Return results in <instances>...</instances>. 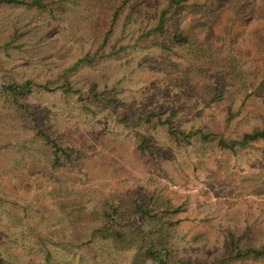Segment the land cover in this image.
Wrapping results in <instances>:
<instances>
[{
  "label": "rangeland",
  "instance_id": "obj_1",
  "mask_svg": "<svg viewBox=\"0 0 264 264\" xmlns=\"http://www.w3.org/2000/svg\"><path fill=\"white\" fill-rule=\"evenodd\" d=\"M253 9L264 22V0H255ZM146 22L119 25L112 40L123 48L120 55L75 67L97 47L81 8L70 7L56 21L39 22L33 9L0 5L1 63L18 80L47 84L28 102L47 106L54 126L83 150L73 166L54 172L38 143L0 100V250L13 264H46L39 233L48 241L51 264H91L85 250L59 244L78 234L85 241L96 227L79 228L63 220L52 201L60 183L85 193L88 206L112 191L163 188L182 210L177 250L194 264H212L227 248L231 233L244 244H264V144L236 152L202 143L176 147L155 131L150 134L155 156H144L136 150L134 129L85 97L91 88L112 90L122 103L120 110L140 107L167 114L178 109L177 119L186 126H208L228 137L264 122V89L254 99L260 114L240 109L245 94L236 87L228 88L218 103L193 106L149 63L154 51L132 46ZM16 29L22 35L12 41ZM66 81L80 92L64 93L60 85ZM104 250L97 247L94 264L129 263L130 254Z\"/></svg>",
  "mask_w": 264,
  "mask_h": 264
},
{
  "label": "trees",
  "instance_id": "obj_2",
  "mask_svg": "<svg viewBox=\"0 0 264 264\" xmlns=\"http://www.w3.org/2000/svg\"><path fill=\"white\" fill-rule=\"evenodd\" d=\"M254 1L218 0L214 5L208 0H0V5L33 9L39 22L56 21L70 7L81 8L97 47L81 57L75 67L120 55L123 48L117 49L112 40L119 25L147 20L132 46L154 51L149 63L176 91L191 98L193 106L218 103L228 88L236 87L245 94L240 109L256 113L254 99L264 89V22L259 18L262 13L256 15L253 9ZM21 35L16 29L12 41ZM60 88L64 93L80 92L68 81ZM36 89L48 86L31 78L16 79L0 61V100L13 111L22 130L38 143L50 168L56 173L65 171L83 156V150L54 126L47 106L28 102ZM85 97L98 110L132 127L136 150L144 156H155L156 147L150 138L155 131L165 134L176 147L202 143L236 152L264 144V122L237 137H228L208 126H186L177 119L178 109L167 114L140 107L120 110L122 103L112 90L91 88ZM85 197V193L74 192L63 183L54 190L52 201L64 221L79 228L96 224L89 239L81 240L78 234L60 241L63 248L85 250L91 264L97 260V247L102 252L108 247L113 253L130 254L128 264H194L177 250L175 237L183 220L182 210L163 188L112 191L91 206ZM37 239L45 248L46 264H51L47 239L41 233ZM263 261L264 244L247 245L240 235L231 233L227 248L212 264ZM0 264H13L1 250Z\"/></svg>",
  "mask_w": 264,
  "mask_h": 264
}]
</instances>
